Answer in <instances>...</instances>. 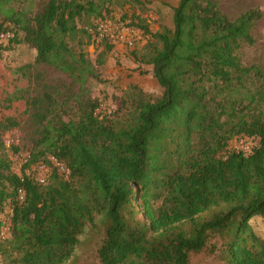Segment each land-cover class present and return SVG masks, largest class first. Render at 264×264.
Here are the masks:
<instances>
[{"label": "trees", "instance_id": "1", "mask_svg": "<svg viewBox=\"0 0 264 264\" xmlns=\"http://www.w3.org/2000/svg\"><path fill=\"white\" fill-rule=\"evenodd\" d=\"M14 1L0 0V33L10 31L8 41L36 50V65L78 85L80 114L53 121L50 104L25 98L38 127L24 167L54 156L70 170L69 180L52 170L45 185L23 172L21 181L0 134V213L6 207L9 216L0 253L11 264H66L99 217L105 223L99 264H192L198 256L264 264V238L252 226L264 219V71L239 58L244 45L255 43L261 12L232 20L212 0H179L172 29L150 32L133 20L147 35L144 64L163 94L148 100L138 92L125 103L127 115L108 118L96 113V100L82 96L87 80L96 78L93 65L66 42L78 33L81 17L101 18L96 3L48 0L28 17L13 10ZM250 80L255 93L246 88ZM18 125L7 117L0 132ZM239 136L257 140L250 153L227 150ZM4 226L0 218V230Z\"/></svg>", "mask_w": 264, "mask_h": 264}, {"label": "rangeland", "instance_id": "2", "mask_svg": "<svg viewBox=\"0 0 264 264\" xmlns=\"http://www.w3.org/2000/svg\"><path fill=\"white\" fill-rule=\"evenodd\" d=\"M47 1L15 0L11 6L16 12L33 17L41 11ZM92 1L102 11V18H109L116 24L125 18H131L133 24L135 22L136 25L139 23L141 26H147L150 32L173 28V9L179 2V0ZM212 1L216 2L221 11L232 20L249 10L261 12V19L252 29L255 43L252 46L244 45L239 50V58L243 66H256L264 71V0ZM99 18L95 15L81 17L77 22L78 33L74 38L66 39V42L72 52L85 56L96 73V78H89L85 83L86 92L82 94L85 96L83 98L96 100L99 104L96 113L101 116L112 118L115 115L121 118L131 111L130 105L125 104L129 97L141 92L145 99L156 100L162 96L163 89L148 72V65L144 64L147 35L144 34L142 40L137 42L136 49L114 46L106 52L107 44L103 43L95 48L93 53L89 51L91 42L88 43L81 30H88ZM35 57L36 50L29 44L8 40L0 42V121L12 117L19 122L17 127L0 132L12 173L20 169L23 160L30 157L34 141L37 139L38 126L33 120V113L26 112L25 98H39L46 105L50 104L51 112L48 119L53 121L57 117L64 122L77 120L80 114L74 97L78 92V85H74L69 77L53 67L45 64L36 65ZM256 87L254 80L247 82L246 88L251 93H255ZM259 104L261 110H264V95ZM251 140H246L242 136L233 137L227 150L245 148L256 142ZM11 147L16 148V151H12ZM6 210L5 207L0 213V218L4 221L5 227H8L9 216ZM252 226L254 231L264 238V219L252 222ZM104 230L105 223L97 217L95 226H87L80 235L78 245L66 264H99L97 250L103 240ZM7 234L8 231L5 236ZM16 255L13 254L12 258ZM0 264L11 263L0 253ZM192 264L218 263L211 257L198 256L193 259Z\"/></svg>", "mask_w": 264, "mask_h": 264}, {"label": "built area", "instance_id": "3", "mask_svg": "<svg viewBox=\"0 0 264 264\" xmlns=\"http://www.w3.org/2000/svg\"><path fill=\"white\" fill-rule=\"evenodd\" d=\"M88 33L91 35V44L89 46V51L94 52V49L99 47L103 43H107L111 46H124L128 48H134L138 41L142 40L143 38V31L136 27L133 23L131 18H125L121 23L116 24L111 19L106 17H101L94 21L92 27L89 28ZM13 37L10 31L1 32L0 33V42L9 40ZM245 137V136H242ZM246 140L252 139L249 137H245ZM253 143L250 146L245 148H238L229 151H240L244 154H248L251 150L256 146L257 140L252 139ZM28 159L23 160L20 169L16 172L12 173L18 176L21 181H23L22 172L28 179L33 180L39 185H45L49 177L51 176L52 170H55L57 174L61 176L63 180L70 179V170L60 162L54 156H48L45 161H38L34 164H31L29 167H24L27 165ZM25 192L22 188L17 190V200L19 203L24 201ZM12 214V210L10 211ZM3 229L0 230V236L2 238L5 237L6 231H9V227H2Z\"/></svg>", "mask_w": 264, "mask_h": 264}, {"label": "crops", "instance_id": "4", "mask_svg": "<svg viewBox=\"0 0 264 264\" xmlns=\"http://www.w3.org/2000/svg\"><path fill=\"white\" fill-rule=\"evenodd\" d=\"M147 70L150 71L151 70V67L148 66Z\"/></svg>", "mask_w": 264, "mask_h": 264}]
</instances>
